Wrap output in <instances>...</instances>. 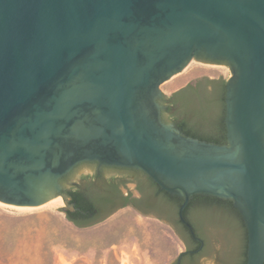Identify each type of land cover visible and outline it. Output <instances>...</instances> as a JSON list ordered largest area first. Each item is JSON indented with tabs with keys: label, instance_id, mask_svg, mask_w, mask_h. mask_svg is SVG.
Here are the masks:
<instances>
[{
	"label": "water",
	"instance_id": "obj_1",
	"mask_svg": "<svg viewBox=\"0 0 264 264\" xmlns=\"http://www.w3.org/2000/svg\"><path fill=\"white\" fill-rule=\"evenodd\" d=\"M191 60L228 67L224 145L162 118L159 87ZM88 163L139 171L181 200L199 244L184 209L229 201L245 264H264V0H0V203L70 209L62 192ZM234 254L213 241L198 264Z\"/></svg>",
	"mask_w": 264,
	"mask_h": 264
},
{
	"label": "rangeland",
	"instance_id": "obj_2",
	"mask_svg": "<svg viewBox=\"0 0 264 264\" xmlns=\"http://www.w3.org/2000/svg\"><path fill=\"white\" fill-rule=\"evenodd\" d=\"M229 74L226 66L191 60L159 90L169 99L199 77ZM64 208L62 200L30 210L0 205V264H170L183 251L167 225L128 208L83 229L55 211Z\"/></svg>",
	"mask_w": 264,
	"mask_h": 264
},
{
	"label": "flooded vegetation",
	"instance_id": "obj_3",
	"mask_svg": "<svg viewBox=\"0 0 264 264\" xmlns=\"http://www.w3.org/2000/svg\"><path fill=\"white\" fill-rule=\"evenodd\" d=\"M198 61L216 67L225 65L222 62L207 60ZM225 82L226 80L219 76L200 77L193 82H189L179 89L173 97L161 103L166 107L165 110L162 111L163 120L165 122L167 121V123H171L183 136L215 145L226 144V131L224 125ZM88 165L96 164L88 163ZM96 169L97 170L91 175L81 174L77 181L71 182L72 185L66 186L64 188L65 191L62 192V196L64 200L67 201V204L70 201V197L67 196L70 189L80 191L84 199L96 201L95 209L89 215L79 214L71 210L69 222L74 227L79 229L91 227L101 219L105 218L106 220L119 210L128 208L143 217H151L161 221L171 229L183 246V251L179 253L181 255L179 264H198L199 257L203 255L201 251L205 243L187 217L183 219L191 226L194 237L201 240L202 244L193 240L187 228L181 224L178 216L175 215L174 206L176 203L173 201H176L175 199L177 198L170 196L167 198L161 194L162 191L160 190L156 193L154 187L152 190L142 188L140 181L136 177L141 175L142 177L144 176L145 179H147V177L139 171L115 167L98 168L97 165ZM104 170L105 176L103 175ZM125 181L132 185V190L126 187L127 184ZM132 191H134L135 194H133ZM199 198L204 199V201L197 200L193 205V210L197 211L198 209H204L210 211L211 215H209L212 219H217L219 221L216 225L217 232L227 230L224 226L229 217L234 216L236 218L239 230L241 231L242 249L244 250V253H241L239 256L241 260L244 259L245 264L247 236L246 229L238 212L229 201L207 197ZM178 200L179 199H177V201ZM70 206L73 208L74 202H72ZM66 210H68V208L63 209V211ZM194 215L197 216L196 214ZM225 218L226 222L223 221ZM205 219L206 218L200 217V230L202 231L209 230L206 226ZM212 229L213 227H210V230ZM196 250L198 251L194 253ZM176 259L173 264H176Z\"/></svg>",
	"mask_w": 264,
	"mask_h": 264
},
{
	"label": "trees",
	"instance_id": "obj_4",
	"mask_svg": "<svg viewBox=\"0 0 264 264\" xmlns=\"http://www.w3.org/2000/svg\"><path fill=\"white\" fill-rule=\"evenodd\" d=\"M137 176V175H136ZM135 176V177H136ZM136 178H138V180L140 181L141 187L142 188H147L152 190V188L154 187L156 190L155 192L158 193L159 192V188L156 185H153V183L151 182L150 179H145L144 176H137ZM161 194H163L164 196H166L167 198H169L166 193L162 192ZM67 196L70 197V201L68 203V205H70L72 202H74V207L71 209H68L65 212V218L66 220L69 222L70 221V213L71 210L76 211L79 214H83V215H89L90 213L93 212V210L95 209V202L94 200H87L84 199L83 196L81 195V192L75 189H70L69 193L67 194ZM176 201H173L176 203V205L174 206V213L175 215H177V211L178 208L181 205V200L175 199ZM197 200H202L204 201V199H201L199 197H194L189 204L187 205V207L184 209L182 215L183 218L187 217L192 225L194 226V228L197 230V232L199 233V235H201V238L203 239L205 246L203 248V250L201 251V254L205 252L206 248L208 247V245L215 241V242H223L224 244L226 243L227 245H230L231 247V252L237 255V259L234 260L235 264H239L242 263L244 264V259L241 260V257L239 255H241V253H244L243 248V244L241 241V231L239 230V226L238 223L236 221V218L233 216L229 217V219L226 222V218L223 219L224 222H226L224 228H226L227 230H223V231H218L217 232V223H219V221L217 219H212L211 212L204 210V209H198L197 211L193 210L194 207L193 205L195 204V202ZM194 214H196L197 216H195ZM210 214V215H209ZM217 214V213H216ZM208 215V217H207ZM200 217L202 218H206V226L209 228V230L206 231H202L200 230ZM99 222V221H98ZM221 224V223H220ZM222 224V225H224ZM210 227H213L212 230H210ZM215 227V228H214ZM216 229V231H215ZM242 261V262H241Z\"/></svg>",
	"mask_w": 264,
	"mask_h": 264
},
{
	"label": "bare ground",
	"instance_id": "obj_5",
	"mask_svg": "<svg viewBox=\"0 0 264 264\" xmlns=\"http://www.w3.org/2000/svg\"><path fill=\"white\" fill-rule=\"evenodd\" d=\"M176 81H174L172 84H174ZM61 204V199H55V200H52L50 202H47L46 204L38 207V208H41V207H45V206H48V205H60ZM0 205H3V206H7V205H4V204H1ZM7 207H12V206H7ZM12 208H17V209H25V210H30V209H37V208H18V207H12Z\"/></svg>",
	"mask_w": 264,
	"mask_h": 264
}]
</instances>
